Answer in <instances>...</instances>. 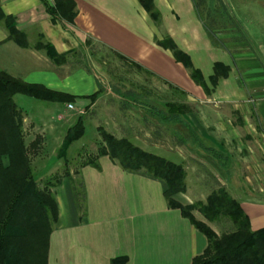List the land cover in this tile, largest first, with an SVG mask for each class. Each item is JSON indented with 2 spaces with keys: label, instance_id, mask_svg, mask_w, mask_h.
Segmentation results:
<instances>
[{
  "label": "crops",
  "instance_id": "1",
  "mask_svg": "<svg viewBox=\"0 0 264 264\" xmlns=\"http://www.w3.org/2000/svg\"><path fill=\"white\" fill-rule=\"evenodd\" d=\"M74 1L77 16L68 24L48 14L45 3L51 4V0H0L4 14L15 19L16 28L26 34L30 44L29 48L19 47L0 26V71L75 96L81 107L93 106L86 97L100 90L96 78L87 72L74 77L71 68L67 72L68 57L79 47L86 49V42L92 40L185 95L186 100L176 105H240L245 111L240 120L253 121L259 127L254 132L264 139V0H209L204 8L211 29L204 25L193 0H154L160 14L158 25L137 0ZM40 37L65 55L66 61L58 65L44 50L33 48ZM166 38L190 57L208 88L212 89L209 79L215 65L229 70L210 96L170 50L157 44ZM85 69L94 68L88 64ZM117 100L122 109L141 112L143 123H152L154 106L172 103H156L141 94L130 101ZM183 119L200 136L209 137L189 110ZM217 120L222 121L219 116ZM98 164L99 170L91 166L78 170L81 211L69 178L52 189L57 220L48 236L45 264H118L113 262L118 259H125L124 264H191L203 253L206 238L179 210L167 206L162 181L145 173L126 172L105 156ZM69 174L75 181L72 170ZM230 194L248 216L252 230L264 227V193ZM175 199L191 204L177 195ZM204 222L210 226L209 221Z\"/></svg>",
  "mask_w": 264,
  "mask_h": 264
},
{
  "label": "trees",
  "instance_id": "2",
  "mask_svg": "<svg viewBox=\"0 0 264 264\" xmlns=\"http://www.w3.org/2000/svg\"><path fill=\"white\" fill-rule=\"evenodd\" d=\"M137 2L158 25L160 14L154 0ZM45 7L53 20L73 24L77 16L74 0H51V4L45 3ZM0 26L7 31L8 40L21 48L30 47L26 34L16 28L12 16L4 14L1 4ZM157 44L171 51L175 60L186 68L190 78L207 96L212 94L218 80L228 74L229 70L226 67L215 65L214 74L209 79L212 86L210 89L200 71L193 67L190 57L180 51L170 38ZM33 48L44 50L58 65L65 60V55L58 54L52 45L43 41L42 37ZM99 93L100 90L86 98L93 101ZM17 94L59 104L74 102L77 97L48 89L42 84L24 82L0 71V264H45L48 236L57 220V204L51 190L59 186L63 178H69L74 190L76 207L82 210L83 193L70 177L66 151L72 143L84 136L85 127L79 119L67 130L58 153V158L65 161L64 172L61 176L47 178L44 188L40 189L35 183L31 169L30 152H36L41 139L36 137L28 146L24 145L23 114L14 102V96ZM119 97L130 101L137 96L129 93L127 96ZM154 109L157 111L154 114L158 121L168 124L173 129L183 128L186 130L185 133L190 131L192 139L200 141L194 129H191L183 119L185 114L183 106L168 104L164 107L154 106ZM100 136L102 145L96 154L88 155L80 163V168L91 166L99 170L98 160L105 156L126 172L145 173L162 181L166 186L164 198L167 206L179 210L182 216L206 238L207 247L201 255L192 259L191 264H264V227L252 230L248 216L229 192L218 189L208 196L205 204L182 205L175 200L176 195L186 190V172L181 165L145 152L127 139H118L104 131L100 132ZM206 150L218 158L212 149ZM195 207H198L207 221H216L221 217L229 218L234 223L235 230L221 235L216 234L210 226L193 216L191 211ZM113 262L124 264L125 259Z\"/></svg>",
  "mask_w": 264,
  "mask_h": 264
},
{
  "label": "rangeland",
  "instance_id": "3",
  "mask_svg": "<svg viewBox=\"0 0 264 264\" xmlns=\"http://www.w3.org/2000/svg\"><path fill=\"white\" fill-rule=\"evenodd\" d=\"M193 1L204 25L211 29L207 8H204V3L209 0ZM86 43V49L79 47L68 57L67 72L71 68L74 77L89 73L96 78L102 92L90 100L93 106L81 107L78 100L58 104L21 94L14 96V102L23 114L24 145L28 146L36 137L41 139L36 152H30L31 169L40 189L44 188L47 178L63 174L65 161L58 158L59 149L67 130L81 119L85 134L66 151L68 169L72 170L73 182L79 190L80 163L88 155L96 154L102 145L100 132L104 131L118 139H127L145 152L181 165L186 172V190L177 196L183 202L191 203L187 205L205 204L208 196L218 189L230 190L234 197L243 192L264 193V139L254 132L259 127H255L253 121L244 123L240 120L241 114H245L240 105L238 108L230 107L231 110L229 106L219 104L214 107L215 104L210 102L193 106L183 104L185 113L189 110L198 121L200 130L211 137L204 138L193 127L187 126L194 129L200 141L193 140L190 131L185 133L183 128L173 129L155 117L153 121L157 123H143L139 120L141 112L121 108L117 100L120 95L131 93L139 97L141 94L156 103L172 102L170 104L175 105L184 102L186 96L145 74L144 69L130 65L111 49L92 40ZM88 64L94 69H85ZM68 104L72 105L71 110L67 108ZM216 116L222 121H216ZM206 149H212L218 158ZM188 177L189 187L186 183ZM191 213L198 221L206 220L198 207ZM209 222L218 235L235 230L234 223L227 217Z\"/></svg>",
  "mask_w": 264,
  "mask_h": 264
},
{
  "label": "built area",
  "instance_id": "4",
  "mask_svg": "<svg viewBox=\"0 0 264 264\" xmlns=\"http://www.w3.org/2000/svg\"><path fill=\"white\" fill-rule=\"evenodd\" d=\"M67 108L71 110L73 107H72L71 104H68V105H67Z\"/></svg>",
  "mask_w": 264,
  "mask_h": 264
}]
</instances>
